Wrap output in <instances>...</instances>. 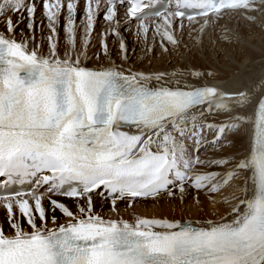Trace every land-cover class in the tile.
Segmentation results:
<instances>
[{
	"label": "snow or ice",
	"instance_id": "obj_1",
	"mask_svg": "<svg viewBox=\"0 0 264 264\" xmlns=\"http://www.w3.org/2000/svg\"><path fill=\"white\" fill-rule=\"evenodd\" d=\"M258 14L264 0H0V264H264V87L253 101L208 83L211 71L136 69L122 34L138 22L145 53L157 36L165 54L191 52L238 40L229 22ZM190 191L211 218L135 212Z\"/></svg>",
	"mask_w": 264,
	"mask_h": 264
},
{
	"label": "bare ground",
	"instance_id": "obj_2",
	"mask_svg": "<svg viewBox=\"0 0 264 264\" xmlns=\"http://www.w3.org/2000/svg\"><path fill=\"white\" fill-rule=\"evenodd\" d=\"M83 3L82 0H80ZM23 11V10H22ZM25 22L20 24L19 29H26V12ZM41 15L38 10L37 17ZM121 20H124L123 10L120 9ZM83 12L78 14L79 19H82ZM18 18V17H17ZM78 19V23H79ZM103 16L99 15L95 25L92 44L89 49V55L93 52H99L98 36L107 28V23L102 21ZM264 20V14H258V19L255 23L248 22L246 20H239L237 26V18H233L229 22V27L239 33L238 40H224L220 39L218 43L210 42L205 39L203 47H194L189 52L182 45L179 51L172 50L171 54L161 53L158 58V51L160 47V38H155V45L152 51L145 53L143 41H138L135 36L136 23H132L131 30H123L122 34L125 37V42L128 47L129 63L136 69L146 71L156 70H171L174 67L189 66L201 71H211L215 73V79H209L207 82L215 85L216 87L226 92H233L237 90L247 91L252 97L253 101H258L261 95V88L264 87V24L261 23ZM224 23V21H221ZM46 24V21H45ZM187 24V21H185ZM3 29V25H0V30ZM18 29V30H19ZM37 37L40 35L39 26L36 29ZM46 34V33H45ZM217 36H221L220 30L216 31ZM63 29H60V40L63 43ZM187 40V36H185ZM110 53L112 58L120 63V57L116 54L118 44L112 43V37L108 39ZM149 46L153 45L152 33H149ZM159 47V49H158ZM162 50V49H161ZM248 115L254 118L253 109H248ZM224 117H218L223 119ZM235 151L244 153L249 147V132L245 129L241 133H236L233 137ZM228 191H231L229 189ZM227 194V193H225ZM194 192L189 193L184 203L182 204L179 199L169 201L167 198L162 199L159 204H153L151 200H140L135 202L134 209L138 214L151 216V215H163L176 218H191L193 220L200 219L201 217L211 218L213 211V205L209 203L205 194H200V200L202 204L197 206L193 200ZM61 201L72 204V200L69 198H60ZM219 199V197H217ZM98 202L99 197H94ZM121 210L125 209L126 202H118ZM110 208V201L104 202L103 211L108 214ZM217 211L223 214L224 206L215 205ZM59 215V213H58ZM126 218H131V211L125 214ZM5 220V210L0 208V223Z\"/></svg>",
	"mask_w": 264,
	"mask_h": 264
},
{
	"label": "rangeland",
	"instance_id": "obj_3",
	"mask_svg": "<svg viewBox=\"0 0 264 264\" xmlns=\"http://www.w3.org/2000/svg\"><path fill=\"white\" fill-rule=\"evenodd\" d=\"M82 18H83V16H82ZM78 19H79V17H78ZM46 21V20H45ZM102 21H104V19H102ZM106 22V21H105ZM107 23V22H106ZM138 23V22H137ZM137 23H136V25H137ZM46 33V32H45ZM46 35V34H45ZM63 36H64V33H63ZM156 38H158V36L156 37ZM158 49H159V47H158ZM161 53H162V50L160 49L159 51H158V58H160V55H161Z\"/></svg>",
	"mask_w": 264,
	"mask_h": 264
}]
</instances>
